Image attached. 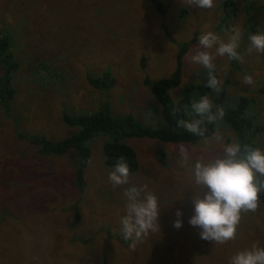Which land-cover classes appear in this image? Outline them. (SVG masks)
Instances as JSON below:
<instances>
[{"label":"rangeland","instance_id":"rangeland-1","mask_svg":"<svg viewBox=\"0 0 264 264\" xmlns=\"http://www.w3.org/2000/svg\"><path fill=\"white\" fill-rule=\"evenodd\" d=\"M223 1L202 9L185 0H155L160 7L149 0H0V28L12 35L20 63L13 105L22 118L21 131L60 140L73 131L62 123L63 112L90 114L106 101L113 115L130 114L144 126L168 128L144 78L168 76L180 44L195 40L183 57L182 87L208 81L207 69L191 63L190 56L202 33L215 32L227 42L233 26L242 33L238 51L244 60L217 55L216 75L232 105L245 98L249 113L264 123V54H247L249 34L264 31V0H250L251 17L259 22L254 31H249L252 23L243 25L244 1L234 0L238 13L228 21L222 19ZM105 71L114 85L103 95L87 76ZM246 74L253 77L251 85L242 83ZM218 125L221 143L127 140L139 167L129 185L117 187L108 179L113 168L104 165L101 153L106 137H98L91 143L85 190L79 192L72 185L70 156L32 160V146L13 136L11 122L0 113V264H230L236 252L253 243L264 247L261 202L255 212L242 213L235 239L224 244L201 239V229L189 223L196 158L213 159L222 154V145L238 143L228 125ZM253 140L264 150V132ZM178 145L190 149L188 161L179 157ZM132 184H146L161 206L160 231L149 232L135 249L123 240L120 224L126 214L123 192ZM177 210L182 212L179 229L173 226Z\"/></svg>","mask_w":264,"mask_h":264},{"label":"trees","instance_id":"trees-1","mask_svg":"<svg viewBox=\"0 0 264 264\" xmlns=\"http://www.w3.org/2000/svg\"><path fill=\"white\" fill-rule=\"evenodd\" d=\"M65 2V0H63ZM154 7H160L155 0H149ZM244 1L243 16L247 19L243 21L245 27L252 23L249 31L259 23L251 16L252 8L250 0ZM59 3V19L64 14V10ZM222 19L228 21L237 16L238 8L234 0H224L221 4ZM250 18V20H248ZM10 33L4 32L0 28V113L3 118L11 122L13 136L23 141L26 145H31L34 155L30 158L70 156L72 159V185L83 192L86 187L85 174L89 166L92 155V142L98 137H106L101 144V153L104 165L114 168L120 157H124L130 168V174L135 173L139 167V161L134 149L127 143L129 139H153L161 143L168 144H191L203 137L187 132L186 129L177 126V121H192L198 119L192 109L193 102L198 101L204 95H210L213 101V112L217 106L223 107L225 115L222 120L215 124L207 123L202 127H207L206 137L211 136L217 124L228 125L236 134L237 141L243 148L249 145L256 148L253 137L264 132V123L256 116L249 113L250 102L239 97L232 103L226 97V88L223 85L219 94L207 86V81H196L183 85V57L188 51L192 41L180 44L175 56V67L166 77L151 81L149 77L144 78V85L148 88L153 99L160 106V115L168 128H152L142 125L130 114L113 115L110 112V105L106 101L100 109L90 113L72 115L67 112L62 113V123L73 131L60 140H52L44 134H28L21 131V116L14 110V100L16 97L17 74L20 72V63L16 60L12 50L13 41ZM144 66V60L141 61ZM234 65V64H233ZM205 73L207 71H204ZM205 73H203L205 75ZM89 84L105 95V92L114 85V79L110 71H105L98 77L87 76ZM176 96V92H178ZM235 103V104H234ZM164 159L165 154L160 153L159 158ZM259 202L264 208V192L259 194ZM102 264H109L103 260Z\"/></svg>","mask_w":264,"mask_h":264},{"label":"clouds","instance_id":"clouds-1","mask_svg":"<svg viewBox=\"0 0 264 264\" xmlns=\"http://www.w3.org/2000/svg\"><path fill=\"white\" fill-rule=\"evenodd\" d=\"M188 6H199L202 9L214 7V0H185ZM231 35L225 42L212 31L202 33L199 37V45L194 54L190 56V62L207 69V86L219 94L223 87V81L216 75V56H227L229 60L243 62L244 56L238 51L241 41V30L238 26L230 29ZM247 54L252 52L264 54V31L257 34H249ZM214 49V51H213ZM243 84L251 85L253 77L246 74ZM192 109L198 119L192 121L179 120L177 126L187 132L205 138V142H222V134L217 124L216 131L211 137H206L207 123L215 124L222 120L225 112L223 107L217 106L213 112V101L210 95H204L198 101L193 102ZM221 155L213 159H206L203 155L196 158L194 164L195 193L191 197L194 205V215L189 219L192 226L201 229V239L219 244H224L235 239L237 226L240 223L242 213L255 212L259 207V194L264 192V150L252 148L239 143L222 145ZM179 157L184 161L191 158L190 149L184 145H178ZM109 181L113 187L130 184V168L124 157L109 173ZM126 197V214L121 218V233L125 241H131L130 248L135 249L137 244L146 237L149 232L160 231L158 216L160 203L158 197L148 191V186H136L132 184L124 189ZM178 219L173 226L182 227V212L177 210ZM230 264H264V247L253 243L250 248L236 252L230 258Z\"/></svg>","mask_w":264,"mask_h":264}]
</instances>
